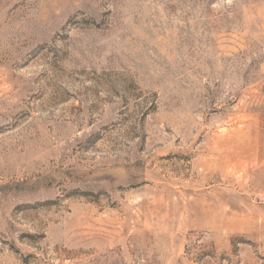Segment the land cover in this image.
<instances>
[{"label":"rangeland","instance_id":"374dc122","mask_svg":"<svg viewBox=\"0 0 264 264\" xmlns=\"http://www.w3.org/2000/svg\"><path fill=\"white\" fill-rule=\"evenodd\" d=\"M0 264H264V0H0Z\"/></svg>","mask_w":264,"mask_h":264}]
</instances>
